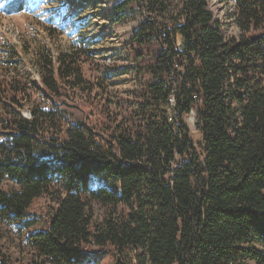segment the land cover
<instances>
[{
  "label": "trees",
  "instance_id": "obj_1",
  "mask_svg": "<svg viewBox=\"0 0 264 264\" xmlns=\"http://www.w3.org/2000/svg\"><path fill=\"white\" fill-rule=\"evenodd\" d=\"M110 1L113 26L141 17L126 65L103 66L134 78L122 102L85 79L80 48L40 63L39 84L0 79V183L18 186L0 219L45 226L27 264H264V0H234L238 36L209 0ZM43 195L56 206L29 214Z\"/></svg>",
  "mask_w": 264,
  "mask_h": 264
},
{
  "label": "rangeland",
  "instance_id": "obj_2",
  "mask_svg": "<svg viewBox=\"0 0 264 264\" xmlns=\"http://www.w3.org/2000/svg\"><path fill=\"white\" fill-rule=\"evenodd\" d=\"M15 1L18 0H0V62L10 60L13 51L17 55L14 60L18 68L17 71L7 70V73L3 69L1 80L16 76L39 84L42 79L40 63L44 64L48 59L55 62L70 48H80L86 51V63L83 65L85 79L94 81L106 76L107 83H104L110 87L105 89L112 92L111 99L115 104L122 102L120 98H124L125 91L135 89L132 75H104L103 66L114 63L126 65L123 45L135 33L140 16L135 22L113 26L116 3L110 0H20L24 1V7L14 12L9 5ZM209 4L227 35L238 36L234 0H209ZM178 44H181V39ZM192 119L189 121L193 139L200 150L202 138ZM0 190L11 194L18 190V186L5 180L0 183ZM55 206L48 195H43L33 202L29 214L46 215ZM92 209L94 219L103 220L106 208L92 203ZM44 229L45 226H37L26 230L21 224L0 219V258L4 256L15 264H27L34 255L28 243V234ZM98 264H113V258L107 256Z\"/></svg>",
  "mask_w": 264,
  "mask_h": 264
}]
</instances>
